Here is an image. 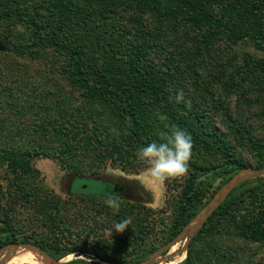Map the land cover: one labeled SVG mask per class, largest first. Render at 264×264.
Instances as JSON below:
<instances>
[{
	"label": "trees",
	"instance_id": "trees-1",
	"mask_svg": "<svg viewBox=\"0 0 264 264\" xmlns=\"http://www.w3.org/2000/svg\"><path fill=\"white\" fill-rule=\"evenodd\" d=\"M160 41L168 47L158 54ZM175 41L182 44L177 46ZM221 42L230 49L242 43L250 46L246 43L249 42L264 51V0H0L1 48L31 57L49 51L62 59V72L84 98L111 112L115 127L103 126L98 116L92 114L90 123H85L89 129L84 130L88 133L87 139H97L100 155L105 159L110 157L112 165L127 171V163L135 169L139 165H135L137 151L144 147L143 143L153 142L147 140L145 131L160 121L164 131L175 125L192 135V155L187 174L173 199L168 239L181 231L220 185L250 166L230 150L231 136L245 140L254 155L255 168L264 167V139L254 134L245 119L234 117L226 109L225 129H221L214 122L211 109L195 107L193 101H189V107L175 101V93L184 88L183 81L189 72L202 79L201 82L209 72L210 82H221L225 90L237 89L241 95L252 90L256 92L254 100L264 102V56L257 57L243 50L241 62L235 63V56L222 61L220 55L210 52ZM209 56L218 58V72L231 66L236 69L229 71L225 78L223 73L215 76L208 69L206 58ZM241 100L251 102L246 97ZM210 105V108L224 109L219 100ZM81 113L66 115L80 118ZM261 113L264 115V108ZM160 115H166L167 119H159ZM46 120L40 134L49 137L55 134L59 144L67 143L56 151L37 149L38 146L0 149V164L6 165L15 178L38 176L40 171L33 165L32 157L41 153H52L64 168L74 173L79 172L74 160L87 165V154L77 153L80 147L73 144L77 132L81 135L85 131L74 125L57 127L49 122L52 119ZM72 150L80 157L69 158ZM212 157L218 159L209 164L207 159ZM216 177L219 182L214 185ZM254 181L257 184L253 187L243 188L251 181L235 187L212 212L190 240L181 264H252V259L234 250L233 236L227 233L264 245V177ZM246 197H251L252 204L243 206L244 211L240 212ZM36 202L42 214L48 208H55L41 199ZM54 221L55 218L52 225L58 227ZM76 240L70 247L61 241L47 245L45 241L35 242L56 259L72 252L116 264H131L143 258L140 255L134 259L110 257L96 248L88 249L86 238L78 236ZM15 241L17 237L8 221L2 219L0 248ZM135 245L136 240L126 239V247ZM82 262L78 258L66 264Z\"/></svg>",
	"mask_w": 264,
	"mask_h": 264
},
{
	"label": "rangeland",
	"instance_id": "rangeland-1",
	"mask_svg": "<svg viewBox=\"0 0 264 264\" xmlns=\"http://www.w3.org/2000/svg\"><path fill=\"white\" fill-rule=\"evenodd\" d=\"M221 1L234 2L235 0ZM179 43L175 41L177 46L182 44V42ZM246 43L250 46L242 43L230 49L221 42L215 50L210 52L220 55L222 61H229L231 56H235V63L241 62L243 50L257 57L264 56V51L257 48L255 44ZM158 45L161 46V49L157 51L158 54L168 47L166 42L160 41ZM221 50L222 52L219 53ZM206 60H208V69H211L210 72L215 76H221L223 73L225 78L229 71L233 72L236 69L231 66L221 73L217 70L219 69L218 58L213 59L209 56ZM62 65V59L53 56L49 51L38 57H31L4 50L0 46V149H33L38 146L37 149L44 147L51 149L50 151L58 150L67 142L59 144L55 134L51 137L40 134L41 128L48 122L46 119H52L49 122L57 124V127L60 124H67L84 130V128L89 129L85 123H90V116L93 114L98 116L97 119L101 120L103 126L115 127L116 121L111 112L105 111L103 105L84 98L80 90L74 87L70 79L62 72ZM208 75L209 72L203 75V82L190 72L188 76L186 75L183 91L189 106L191 105L189 101H193L195 107L211 109L214 122L221 129H225L224 111L228 109L234 117L245 119L247 125L252 127L254 134L264 139V115L261 113L264 102L261 99H257L258 102L254 100L256 92L248 90L241 95V91L237 89L227 91L222 88L221 82L219 84L210 82L212 78ZM210 83L213 86H209ZM243 97L250 98V104L249 101H242ZM217 100L224 109L210 108L211 102ZM188 103L187 107H189ZM78 111H82L80 118L66 115V113ZM161 126L163 122L160 121L152 127L153 129L146 130L147 140L161 142L159 141L160 133L169 131L162 130ZM165 127L168 128L167 125ZM77 133L73 144L80 147L77 153L87 154L89 160L87 165L77 162L74 158H79L80 154L76 156L72 150L68 157L75 161L79 172L74 173L64 168L52 153L44 155L41 153L32 157L33 165L40 171L39 175L33 179L24 175L15 178L6 165L0 164V221L2 219L8 221L12 232L17 237V241L13 243L27 242L42 248L35 240L45 241L46 245L61 241V244L70 247L76 243L79 236L86 238L89 242L86 245L88 249L96 248L98 252L110 257L134 259L137 255L143 256L141 260L133 263L148 259L152 253L170 243L159 254L158 264L176 257L179 258L172 264H181L184 259L181 255H186L189 244L185 247L183 239L172 242L177 235L171 239L168 238L173 199L183 177L166 181L163 185L154 183L146 173L147 166L139 160L135 163V165L139 164L135 169L126 163L129 169L122 171L118 166L112 165L110 157L105 159L100 155L96 145L97 139H87V131L81 135H79L80 132ZM229 144H231L230 150H233L237 157L248 162L249 167L258 169L255 168L254 155L245 140L231 136ZM143 146L147 144L143 143ZM217 159L208 158L207 162L210 164ZM208 176L212 178V174ZM259 177L264 176L244 180L251 182L243 188L256 185L257 182L254 179ZM18 182L21 183L17 184ZM213 182L216 185L219 179L216 177ZM109 192L120 197L121 207L118 213H114L105 204ZM38 199L55 208H48L46 213L42 214L36 205ZM251 204V197H246L240 212L244 211L243 206L247 207ZM54 218L58 227L52 225ZM122 219L130 220L128 228L123 233L113 230L111 238L106 237L105 229L111 228L115 221L119 222ZM227 234L233 236L234 250L238 249L240 255L252 259V264H264V245L242 240L231 232ZM127 238L136 240L137 245L126 247ZM45 251L51 255L47 250ZM51 256L55 258L54 255ZM78 258L83 260L82 264H116V262L108 263L92 255L78 252L69 253L59 260L66 264ZM15 261L21 264H33L29 254H17ZM15 261L8 259L1 264H17Z\"/></svg>",
	"mask_w": 264,
	"mask_h": 264
},
{
	"label": "clouds",
	"instance_id": "clouds-1",
	"mask_svg": "<svg viewBox=\"0 0 264 264\" xmlns=\"http://www.w3.org/2000/svg\"><path fill=\"white\" fill-rule=\"evenodd\" d=\"M172 91L171 89L169 90ZM173 97L170 95L169 99ZM177 103L185 102L183 89L175 93ZM159 119L166 120V115H160ZM161 142L153 141L147 146L139 148L136 157L144 163L146 173L154 183L163 185L166 181L178 179L187 174L188 162L191 159L194 146L192 135L179 126H171L168 132L160 133ZM105 204L114 213H118L121 207L119 195L107 193ZM130 220L115 221L111 228L105 229V235L111 238L113 230L123 233L128 228Z\"/></svg>",
	"mask_w": 264,
	"mask_h": 264
},
{
	"label": "water",
	"instance_id": "water-1",
	"mask_svg": "<svg viewBox=\"0 0 264 264\" xmlns=\"http://www.w3.org/2000/svg\"><path fill=\"white\" fill-rule=\"evenodd\" d=\"M243 172H246V173L244 175H241V173H243ZM256 176H264V167L258 168V169H253L251 167H247V168L237 172L236 174H234L229 180H227L223 185H221L215 191V193L209 199V201L196 213V215L192 219H190L188 221V223L181 229V231L177 234V236L174 238V240L172 242H174L177 239H183L185 241V243H184L185 247H187V245L189 244L190 240L195 235V233H197L201 229V227L204 225V223L208 219V217L226 199L227 195L233 190V188L236 187L242 181H244L248 178L256 177ZM222 188H226L222 197L215 204H211L215 200L217 194L219 193V191ZM201 211L203 212V217L200 220V222L196 226H194L190 232L185 231L186 228L190 225L191 221H193V219H196L198 217V215L201 213ZM168 244H170V243H168ZM168 244L164 245L158 251L152 253V255L148 259L141 261V262H137V263H131V264H158V262H159L158 256L164 248L168 247ZM20 245H24V246H28L30 248H33L36 252L45 255L48 260L53 262L52 264H63L61 260L52 257L50 254H48L45 250H43L39 246H37L35 244L27 243V242L9 243V244L2 246L0 248V264L4 260H8L6 252H8L9 250L15 249L17 246H20ZM185 250H186V248H185ZM185 250H184V253L186 252ZM41 262H43V264H50L49 262H45L43 259H41Z\"/></svg>",
	"mask_w": 264,
	"mask_h": 264
},
{
	"label": "bare ground",
	"instance_id": "bare-ground-1",
	"mask_svg": "<svg viewBox=\"0 0 264 264\" xmlns=\"http://www.w3.org/2000/svg\"><path fill=\"white\" fill-rule=\"evenodd\" d=\"M246 172H243L241 173V175H244ZM242 177V176H241ZM225 189L226 188H222L219 193L217 194L215 200L211 203V204H215L221 197L222 195L224 194L225 192ZM203 217V212L201 211V213L198 215V217L196 219H193V221H191L190 225L186 228L185 231H188L190 232L192 230V228L194 226H196L200 220L202 219ZM190 229V230H189ZM184 244V243H183ZM178 251V250H177ZM176 251V252H177ZM180 252V251H179ZM178 253V252H177ZM17 254H21V255H25V254H29L30 256V261L31 263L33 264H43V262H41V259H43L45 262H49L50 264H52L53 262L48 260L46 258L45 255L43 254H40L38 252H36L33 248H30L28 246H24V245H20V246H17L15 249H12V250H9L8 252H6V255H7V258L11 261V260H14L15 261V257L17 256ZM175 257V256H174ZM181 257H185V254L181 255ZM177 258L179 257H176L175 259L173 260H170V261H167V262H162V263H159V264H172V262L174 260H176ZM15 263L17 264H21L19 262H16Z\"/></svg>",
	"mask_w": 264,
	"mask_h": 264
}]
</instances>
